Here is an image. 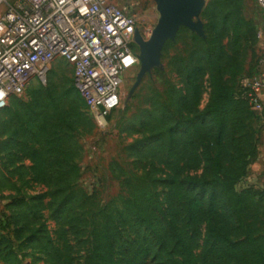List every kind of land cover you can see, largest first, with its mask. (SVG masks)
I'll list each match as a JSON object with an SVG mask.
<instances>
[{
  "label": "trees",
  "instance_id": "trees-1",
  "mask_svg": "<svg viewBox=\"0 0 264 264\" xmlns=\"http://www.w3.org/2000/svg\"><path fill=\"white\" fill-rule=\"evenodd\" d=\"M232 1L206 5V40L185 29L194 49L176 70L179 82L126 125L136 137L122 198L99 205L76 186V135L90 123L74 86H37L7 111L0 172L16 198L0 219L4 263L22 264L20 253L31 251L43 264H264V195L239 187L248 174L249 111L220 80L225 25L233 23L230 68L240 45L241 20L225 13ZM205 76L209 96L199 110Z\"/></svg>",
  "mask_w": 264,
  "mask_h": 264
},
{
  "label": "rangeland",
  "instance_id": "rangeland-1",
  "mask_svg": "<svg viewBox=\"0 0 264 264\" xmlns=\"http://www.w3.org/2000/svg\"><path fill=\"white\" fill-rule=\"evenodd\" d=\"M209 1L205 0V7ZM111 2L135 19V27L143 40L150 37L159 19L153 0H111ZM226 8L225 13H233L238 20H241L240 45L236 63L230 68L228 60L231 55V42L229 37L233 23L225 25L223 29L225 32L221 35L222 42L219 44L224 68V71L220 73V80L224 86L233 87L237 98L244 102L249 111L244 123L245 136L250 144L248 174L239 187H249L264 195V11L257 7L255 0H236V2L233 0L232 4ZM217 20L219 22L220 19ZM199 21L202 24L203 36H197L206 40L204 21L201 16ZM185 29L187 28L180 27L175 38L165 43L158 65L145 74L140 82L137 83L139 62L124 74L119 88V106L109 113L104 125H98L90 110L83 105L90 125L82 126L79 134L76 135L81 147L77 161L80 174L76 186L88 195H96L99 205L125 195L122 183L132 173V159L128 148L136 137L126 133V125L149 109V101L158 100L156 98L158 95L163 96L168 85L179 82L176 70L182 69L180 62L185 63V66L189 63L194 49ZM133 50L138 56L139 48L135 43ZM233 68H235V73L231 72ZM255 82L263 85L258 95L260 107L257 110L250 104L249 97ZM37 86L46 90L55 88L57 92L62 93L73 87L72 68L63 60H55L51 63L43 80L31 78L25 91L18 96L11 97L7 107L0 112V132L1 123L10 118L7 111L10 113L13 109L15 110L14 105L17 101L28 102V91ZM198 86L200 110L207 103L209 96L208 77L200 79ZM80 100L82 101L81 97ZM2 140L3 138L0 137V142ZM34 193L36 192L28 191L30 195ZM14 198H16L15 191L0 172V219H5L1 218L3 214H8L5 204ZM262 203L261 206L264 209V200ZM262 222L264 224V220ZM49 224L53 226V222ZM26 253L29 254L26 255ZM20 254L22 264H43L42 261H33L35 257L40 258L38 255L34 256V252L22 251ZM0 264L6 263L0 259Z\"/></svg>",
  "mask_w": 264,
  "mask_h": 264
},
{
  "label": "built area",
  "instance_id": "built-area-1",
  "mask_svg": "<svg viewBox=\"0 0 264 264\" xmlns=\"http://www.w3.org/2000/svg\"><path fill=\"white\" fill-rule=\"evenodd\" d=\"M264 11V0H255ZM135 19L111 0H0V112L51 63L72 68L73 86L98 125L120 103L124 74L138 64ZM263 85L250 104L259 109Z\"/></svg>",
  "mask_w": 264,
  "mask_h": 264
},
{
  "label": "water",
  "instance_id": "water-1",
  "mask_svg": "<svg viewBox=\"0 0 264 264\" xmlns=\"http://www.w3.org/2000/svg\"><path fill=\"white\" fill-rule=\"evenodd\" d=\"M159 19L147 40L139 31L134 32V43L139 48L137 83L145 74L157 66L161 51L167 41H172L180 27L203 36L199 18L205 7V0H153Z\"/></svg>",
  "mask_w": 264,
  "mask_h": 264
}]
</instances>
